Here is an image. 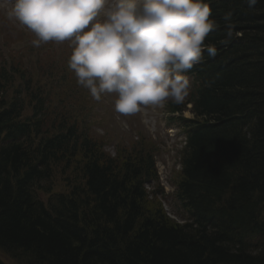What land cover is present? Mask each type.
I'll list each match as a JSON object with an SVG mask.
<instances>
[{"label":"trees","instance_id":"1","mask_svg":"<svg viewBox=\"0 0 264 264\" xmlns=\"http://www.w3.org/2000/svg\"><path fill=\"white\" fill-rule=\"evenodd\" d=\"M206 2L216 28L204 44L217 51L202 52L191 69L194 118L179 119L186 147L173 215L181 212L182 223L144 189L156 180L151 157L119 164L75 125L50 134L42 100L34 123L18 122L20 96L6 93L15 74L27 72L1 62L2 253L19 264H264V0L252 8L245 0ZM81 150L85 183L46 206L28 195L27 187L49 181L54 165H68Z\"/></svg>","mask_w":264,"mask_h":264},{"label":"clouds","instance_id":"2","mask_svg":"<svg viewBox=\"0 0 264 264\" xmlns=\"http://www.w3.org/2000/svg\"><path fill=\"white\" fill-rule=\"evenodd\" d=\"M245 2L252 8L258 0ZM211 14L206 0H13L8 17L34 33L35 47L70 41L77 84L96 101L116 94L115 111L131 116L185 101L191 85L183 73L205 50L216 55L204 44L216 28Z\"/></svg>","mask_w":264,"mask_h":264},{"label":"rangeland","instance_id":"3","mask_svg":"<svg viewBox=\"0 0 264 264\" xmlns=\"http://www.w3.org/2000/svg\"><path fill=\"white\" fill-rule=\"evenodd\" d=\"M12 6L13 0H0V64L2 61L14 63L31 71L35 67V59H38L43 76L56 75L58 77L64 69L67 70L68 55L72 54L70 41H65L66 45L62 46L64 50H67V54L62 53L54 45L33 46L31 42L36 39L34 33L19 21L9 19L8 13ZM25 60L27 64L22 63ZM54 61H57L59 65ZM70 72L74 77L69 73L70 77L66 83H61L56 78L52 84H50V79L33 74L35 87L38 85L49 90L50 106L46 113L48 115L51 113L52 117L55 113L62 114L69 121L75 120L80 125H83L85 120L86 125L89 126L85 128L89 129V136L92 137L95 148L101 149L103 154L118 161L119 164L127 157L133 159L137 153L141 156H152L157 181L150 183L145 189L153 192L152 199L161 205L167 215L176 219L177 216L172 214H177L180 208L175 204L173 194L175 184L179 180L180 166L178 164L183 152L180 150V144L184 140V136L182 137L184 129L171 120L168 122L170 128H165L162 120L163 115L167 118L172 117L168 111L169 105L175 103L169 100L163 107L150 106L141 113L124 116L115 111L116 94H104L99 101H96L91 97L88 89L77 84L74 72L72 70ZM190 108V105L186 106L183 112L184 118H193ZM29 114L30 109L28 108L24 115L29 116ZM50 123L51 119L47 124L50 125ZM174 134L181 135L174 137ZM121 152H124L122 155L124 157H121ZM64 166V163H60L55 167L54 174L49 181L51 193H67L73 185L81 182L78 162H71L70 165H66V168ZM61 170L64 171L62 175ZM37 197L46 201L48 194L37 193ZM178 214L181 216L182 213ZM0 261L5 264L20 263L1 251Z\"/></svg>","mask_w":264,"mask_h":264},{"label":"bare ground","instance_id":"4","mask_svg":"<svg viewBox=\"0 0 264 264\" xmlns=\"http://www.w3.org/2000/svg\"><path fill=\"white\" fill-rule=\"evenodd\" d=\"M10 184V183H9ZM10 187L12 189H16L15 186L13 185H10ZM50 189H41V188H32V187H27V192H28V195H33V194H37V193H47L49 192Z\"/></svg>","mask_w":264,"mask_h":264}]
</instances>
